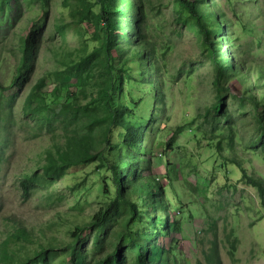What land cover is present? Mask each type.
Returning <instances> with one entry per match:
<instances>
[{
	"label": "trees",
	"instance_id": "trees-1",
	"mask_svg": "<svg viewBox=\"0 0 264 264\" xmlns=\"http://www.w3.org/2000/svg\"><path fill=\"white\" fill-rule=\"evenodd\" d=\"M251 1L249 18L257 13V0H229L232 16H239L236 5ZM163 3L62 0L57 11L54 0H0V198L1 179L11 174L8 163L22 137L48 140L35 169L12 173L23 200L39 191L53 203L61 197L48 192L49 187L67 171L88 163L108 172L114 187L110 191L97 184L98 196L107 200L91 211L88 221L67 229L66 240L38 241L32 254L18 261H7L4 242L1 264H54L59 253L65 256L59 264H185L182 254L165 243L170 225L171 231L181 229L182 222L173 213L176 208L182 210V205L167 199L164 186L151 176V162L146 158L152 126L159 117L157 109L162 110L164 104L163 92L158 91L163 84L161 67L147 35V8L171 6L175 19L193 27L201 37L202 54L210 58L214 70L211 87L217 92L205 116L214 112L229 122V113L223 112L226 95L222 94L230 90L224 82H237L240 88L233 100L239 109L250 112L258 129L255 135L262 141L264 58L253 56L251 42L239 43L233 18L216 0ZM253 25L257 26L255 21ZM68 31L80 38L74 49L63 45ZM48 50L53 67L36 78L41 57ZM234 51L236 61L231 57ZM133 59L141 67L138 77L132 72ZM137 79H143L145 91L154 86L153 110L148 116L138 113L142 98L133 89ZM227 126L225 134L215 135L228 137L230 123ZM172 143L173 138L163 143L160 158ZM215 145L221 152V141ZM224 158L229 165L237 164L235 158ZM166 165L170 172V163ZM240 171L241 181L257 189L264 205V178L248 175L243 167ZM144 172L147 175L142 178ZM187 215L191 217L188 211ZM11 229L15 240L31 241L25 224L12 222Z\"/></svg>",
	"mask_w": 264,
	"mask_h": 264
},
{
	"label": "rangeland",
	"instance_id": "rangeland-1",
	"mask_svg": "<svg viewBox=\"0 0 264 264\" xmlns=\"http://www.w3.org/2000/svg\"><path fill=\"white\" fill-rule=\"evenodd\" d=\"M169 1L164 0L163 4ZM61 2L54 0L57 11L61 10ZM216 2L233 18V31L236 37L240 36L239 43L251 42L253 56L264 58V16L261 14V11L264 14V0H257L254 8L257 13L250 18L248 13L253 12V1L248 5H236L239 16H232L229 0ZM176 16L173 8L168 6L158 10L147 8L145 18L149 43L155 49L161 67L163 84L159 85L158 91L161 89L160 93L164 95L162 110L157 109L159 117L152 126L146 158L151 162V176L157 177L164 186L167 199L176 206L182 205V210L176 208L173 213V218L181 220V229L171 231L170 225L165 243L170 242L182 254L185 264H264V205L257 189L241 181L240 171L243 167L248 175L264 178V137L258 141L255 135L258 129L252 115L248 110L239 109V103L233 100L240 84L229 80L224 83L230 92L223 91L222 96L226 95L223 112L229 113L230 135L225 138L215 135L225 134L228 123L214 112L205 116L206 109L217 99V92L211 87L213 66L210 58L202 54L199 34L193 27L175 19ZM254 21L257 26L253 25ZM255 37L263 38L255 40ZM63 45L74 49L80 45V38L68 31ZM237 54L231 53L232 61H236ZM50 55L49 50L42 55L36 78L47 67L52 69ZM240 58L243 59V55ZM130 62L132 72L138 77L141 70L138 60ZM148 77L152 78V74ZM134 83V91L139 90L138 94L135 92L136 96L142 98V101L138 100V113L148 116L153 110L154 86L149 87L147 82L145 91L143 79ZM61 97L64 98V94ZM156 105H160V101ZM169 138H173V143L161 159L162 145ZM218 140L221 141V152L215 145ZM47 144L46 138L25 140L22 137L8 163L11 174L1 179L0 251L5 242L10 257L7 261H18L25 254H32L38 241L46 243L51 237L56 242L66 240L67 229L75 223L88 221L91 211L107 200L98 196L97 184H104L114 191L110 174L97 170L94 163H88L67 171L49 187L48 192L61 197L53 203L49 204L45 193L39 191L28 194L23 200L12 173L35 169V161ZM225 156L235 158L237 164L229 165ZM146 175L144 172L141 177ZM12 222L26 225L31 232L30 242L11 236ZM64 258L59 253L53 263L59 264Z\"/></svg>",
	"mask_w": 264,
	"mask_h": 264
}]
</instances>
